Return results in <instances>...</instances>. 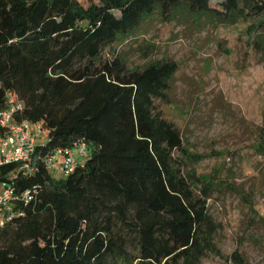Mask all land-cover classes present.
<instances>
[{
  "label": "trees",
  "instance_id": "trees-1",
  "mask_svg": "<svg viewBox=\"0 0 264 264\" xmlns=\"http://www.w3.org/2000/svg\"><path fill=\"white\" fill-rule=\"evenodd\" d=\"M181 9L248 23L264 53V0H0V112L11 93L23 103L18 119L42 123L47 137L32 171L11 181L0 264H202L218 250L211 182L187 170L202 159L156 106L178 64L102 60L146 19L171 21ZM81 145L82 164L55 179L47 160ZM232 258L245 264L239 252Z\"/></svg>",
  "mask_w": 264,
  "mask_h": 264
},
{
  "label": "rangeland",
  "instance_id": "rangeland-1",
  "mask_svg": "<svg viewBox=\"0 0 264 264\" xmlns=\"http://www.w3.org/2000/svg\"><path fill=\"white\" fill-rule=\"evenodd\" d=\"M248 26L184 9L171 21L157 13L102 54L103 61L120 56L130 69L178 64L168 99L156 106L181 131L189 152L202 159L187 170L211 182L208 211L218 225V250L202 264H237L235 252L245 264H264V53L255 46L258 31L252 35ZM46 141L43 134L38 145ZM63 158L57 155L52 170L57 180L66 176Z\"/></svg>",
  "mask_w": 264,
  "mask_h": 264
},
{
  "label": "built area",
  "instance_id": "built-area-1",
  "mask_svg": "<svg viewBox=\"0 0 264 264\" xmlns=\"http://www.w3.org/2000/svg\"><path fill=\"white\" fill-rule=\"evenodd\" d=\"M8 107L0 112V226L5 225L12 216L16 189L11 181L19 175L27 176L31 171V159L38 147V141L44 134L42 123L28 120H19L17 115L23 109V103L8 94ZM78 154L71 150H59L47 160V168L52 172L55 169L57 155L64 158L61 168L65 175L75 171L86 157V146L81 145ZM80 158H79V157ZM15 165V169L5 170ZM26 202L31 200L29 192L23 194Z\"/></svg>",
  "mask_w": 264,
  "mask_h": 264
},
{
  "label": "crops",
  "instance_id": "crops-1",
  "mask_svg": "<svg viewBox=\"0 0 264 264\" xmlns=\"http://www.w3.org/2000/svg\"><path fill=\"white\" fill-rule=\"evenodd\" d=\"M78 157H79V156H78ZM79 158H80V157H79ZM80 160L83 161L84 159H81V158H80Z\"/></svg>",
  "mask_w": 264,
  "mask_h": 264
}]
</instances>
